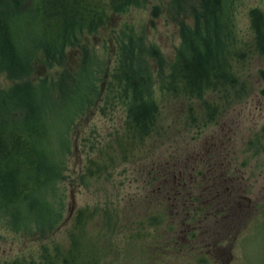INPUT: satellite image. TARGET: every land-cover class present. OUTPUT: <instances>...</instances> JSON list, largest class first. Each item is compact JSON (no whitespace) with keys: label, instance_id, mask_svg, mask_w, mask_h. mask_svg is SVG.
Here are the masks:
<instances>
[{"label":"rangeland","instance_id":"1","mask_svg":"<svg viewBox=\"0 0 264 264\" xmlns=\"http://www.w3.org/2000/svg\"><path fill=\"white\" fill-rule=\"evenodd\" d=\"M229 1L238 45L246 48L252 44L249 11L257 7L264 12V0ZM22 2L27 5L32 0ZM172 2L145 0L121 12L110 13L96 31L84 30L77 35L74 43L65 48L62 65L48 66L41 58H35L31 73L22 80L9 79L0 71V89H7L21 81L36 84L40 78L51 83L63 73L73 74L68 85H57L52 90L56 101L51 107L53 115L49 118L53 138L57 140H54V148L59 150V145L65 144L59 142L60 137L67 146L61 154L64 168L63 178L59 180L65 204L63 217L57 228L44 236L12 231L0 219V264H13L14 259L30 254L35 256L43 245L63 244L66 228L70 225L69 218L76 209L85 206L124 211L122 217L119 216L118 225L121 226L111 236L113 242L109 243L110 248L106 247L107 255L100 264H154L146 261L149 248H139V240L130 235L134 231L125 224H132L131 221L137 220L143 213L139 204H143L141 200L148 202L143 197L147 192L143 181L146 177L150 178L146 175L149 165L154 161L161 164L165 160L167 162L170 151L179 154L177 158L188 173L184 178L189 185H185L193 187L184 190V194L190 196V190L194 192L195 187L198 188L195 197L202 196L199 202L184 197V204L172 203L173 215L167 214L169 219L165 225L180 220L185 222L189 217L198 218L195 224L198 235L188 239L186 233L184 236L183 232L180 233V240L183 241L179 251L176 254L171 250L167 254L165 252L163 263L264 264V79L261 76L264 60L251 49L237 68L240 75L237 86L224 91L215 90L202 98H170L166 92L163 93L164 88H161L157 76L161 72L167 74L180 44V24L192 23L190 10L197 0H182L178 11L172 9ZM17 32L21 39L29 35L23 25ZM140 40L157 50L153 57L147 56L146 60L154 79L153 97L161 108L159 123L164 127L162 138L165 130L170 132V136L167 140L148 141L146 147L153 148L152 156L144 155L146 157L120 164L108 179L103 174L87 178L82 183L80 176L88 157H93L96 149L108 141L110 133L120 130L125 119L127 101L122 98L120 82L112 80V74L126 47L140 43ZM84 54H88L87 63L81 62ZM85 87L86 95L89 88L95 89L94 94L91 92L90 101L75 100L78 89ZM70 91L74 95L68 101L72 96ZM227 99L228 102H225ZM204 100L227 105L215 119H201V116H196L202 112ZM194 165L195 173L201 171L205 178H198L192 184L189 175ZM201 180L209 183L196 185ZM208 194L214 197H207ZM155 201L156 198H152V209ZM170 203L169 200L167 205ZM122 219L123 223L120 222ZM169 232H165L163 240L170 239ZM167 246L169 242L165 248L158 249L163 251Z\"/></svg>","mask_w":264,"mask_h":264},{"label":"trees","instance_id":"2","mask_svg":"<svg viewBox=\"0 0 264 264\" xmlns=\"http://www.w3.org/2000/svg\"><path fill=\"white\" fill-rule=\"evenodd\" d=\"M142 1L145 0H32L31 4L24 5L22 0H0V71L9 79L22 80L31 73L35 58H41L48 66L62 65L65 48L74 43L79 33L96 31L110 13L121 12ZM181 2L173 0L172 9L178 11ZM229 5V0H197L191 6L192 23L180 24V44L175 57L167 74L161 72L157 76L161 88H164L163 93L166 92L170 98H202L215 90L224 91L237 86L240 78L237 68L251 49L264 60V12L257 7L249 11L252 44L245 48L238 45ZM21 25L29 34L24 39L18 37L17 30ZM156 51L140 40L122 52L124 58L122 54L112 80L120 82L122 98L127 101L126 116L120 130L110 133L108 141L96 149L93 157H88L80 176L82 183L87 178L103 174L108 179L120 164L133 162L137 157L152 156L153 148L146 147L150 139L169 138L167 130L162 138L161 108L153 97L154 79L146 60ZM87 58L88 54H84L81 62L87 63ZM261 76L264 79L263 71ZM71 78L73 74L67 72L51 83L40 78L36 84L21 81L0 89V219L12 231L44 236L55 230L63 217L65 204L59 180L63 178L64 168L61 154L67 146L60 137L59 142L65 144H60L59 150L54 148L56 138H53L49 118L53 115L51 107L56 101L52 90L57 85H68ZM85 90L86 87L78 89L75 100L90 101L91 92L94 94L95 89L89 88L88 95ZM69 94L72 96L68 101H71L74 92ZM226 105L204 100V111L196 117L215 119ZM169 153L167 162L154 161L149 165L146 175L150 178L143 181L147 189L143 197L148 202L141 200L143 204H139L143 213L131 221L132 224H125L134 231L130 235L139 240L137 246L149 248L146 261L154 264H164V253L167 254L168 250L174 254L179 251L183 241L179 235L183 232L184 236L186 231V224L181 220L165 225L168 215H173L172 203L184 204V197L199 202L202 196L195 197L198 191L195 187L194 192L190 190L192 198L184 194V190L193 188L185 185L184 176L188 173L177 158L179 154ZM194 169L189 175L192 184L198 178H205L203 172L195 173ZM202 180L196 185L209 183ZM207 197L213 198L214 195L208 194ZM152 198H156L153 209L150 206ZM169 200L171 203L167 205ZM122 213V209L116 208L80 207L69 218L70 225L66 228L63 244L43 245L35 256L16 258L13 264H100L107 255V248L111 247L109 243L113 242L111 236L121 226L118 224ZM188 219L195 227L198 218ZM168 230L173 238L165 241L162 238ZM194 235L190 230L188 236ZM167 242L169 246L160 251L158 248H165Z\"/></svg>","mask_w":264,"mask_h":264},{"label":"flooded vegetation","instance_id":"3","mask_svg":"<svg viewBox=\"0 0 264 264\" xmlns=\"http://www.w3.org/2000/svg\"><path fill=\"white\" fill-rule=\"evenodd\" d=\"M202 162H203V164H205L204 162L205 161H203L202 160ZM195 170V169H194ZM186 183V182H185ZM185 224H186V231H185V233H186V237L189 239L190 237L188 236L189 235V232H190V230H193V232L195 233V235L193 236V237H196L197 235H198V230H197V228L196 227H194L192 224H191V222H188L187 221V219H186V221L184 222ZM193 247V246H192ZM201 250V249H200ZM196 252H198V251H196ZM195 254H197V253H195Z\"/></svg>","mask_w":264,"mask_h":264}]
</instances>
